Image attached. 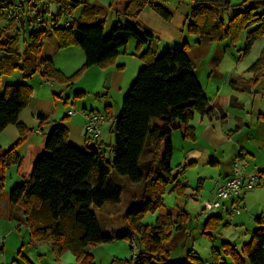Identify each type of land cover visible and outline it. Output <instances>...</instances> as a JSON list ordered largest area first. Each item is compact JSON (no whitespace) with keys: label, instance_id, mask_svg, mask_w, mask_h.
<instances>
[{"label":"trees","instance_id":"obj_1","mask_svg":"<svg viewBox=\"0 0 264 264\" xmlns=\"http://www.w3.org/2000/svg\"><path fill=\"white\" fill-rule=\"evenodd\" d=\"M12 1L0 0V22L5 20ZM52 1L56 9L50 16L49 30L43 26L28 30L25 21L21 22L25 28L22 33L10 35L9 25L0 28V134L14 125L21 142L26 140L28 130L19 122V115L30 104L32 87L27 82L35 74L40 73L47 82L72 86L92 66L102 70L114 67L121 49L130 39L136 41L137 53L153 39L150 34L143 35L117 21L105 34L103 8L82 4L80 0ZM124 2L123 15L132 22L139 20L145 7L165 22L172 18L162 5L151 0ZM80 6L83 7L81 13L74 17L75 9ZM257 6H261L262 13H257ZM230 11L232 15L227 16ZM68 17H72L69 24L62 25ZM187 21L189 34L205 36L216 43L225 39L235 43L245 31L243 52L246 54L258 39L264 38V0H244L238 5L228 0H194ZM51 36L56 37L59 49L76 46L83 52L84 64L74 75L66 77L50 59L41 58L44 41ZM21 39L26 44L23 54L17 49ZM185 45L180 49L168 48L159 55L150 48L140 54L143 67L115 118L109 160L96 142H93V150L88 149L92 143L89 140L83 149L71 144L68 131L62 125H55L47 134L44 153L35 161L29 176L8 193L9 204L23 211V222L32 241L51 246L57 255L70 252L75 264H95L90 254L93 247L114 240H128L132 244L137 236L140 248L135 257L129 262L114 258L110 264H204L192 251L185 260L169 262V252L186 232L187 215L175 206L162 204L160 196L162 185L175 180L171 168L173 132L178 131L183 140L194 141L195 132L190 122L195 114L210 119L214 112ZM263 69L264 47L260 58L251 66L257 73ZM14 72L21 74L24 83L2 86L1 79ZM38 120L43 124L47 117L40 114ZM147 144L151 157L141 163ZM16 147L0 153V188L4 170L13 165L20 167L22 163ZM111 172L132 184L143 183L141 202L128 207L124 215L129 232L121 236L115 235L112 228L110 234H102L93 212L95 207L120 202L121 190L111 182ZM257 176L264 179V170ZM149 211L156 213V220L151 225H143L141 219ZM221 219L220 215L209 216L206 229L219 225ZM255 223L250 241L242 245V254L229 243H223V252L233 258L230 264H264L262 218H256ZM130 249L133 251V247ZM210 264L228 263L221 253L212 249Z\"/></svg>","mask_w":264,"mask_h":264},{"label":"rangeland","instance_id":"obj_2","mask_svg":"<svg viewBox=\"0 0 264 264\" xmlns=\"http://www.w3.org/2000/svg\"><path fill=\"white\" fill-rule=\"evenodd\" d=\"M80 1L82 4L102 8V0ZM192 1L194 0H168L167 3H163V0H151L154 4L162 5L171 14L170 22H165L149 7H145L139 20L137 22L129 20V23L143 35L148 34L147 31L150 30L157 33L156 36L163 42L170 39L169 49H180L185 43L186 53L195 68V74L210 105L214 108L211 121H208L207 117L204 118L205 126L211 128L214 137L198 130L201 123L199 114H195L194 119L191 120V126L197 130L194 141L183 140L178 131L172 134L171 168L175 180L170 184L162 185L160 196L162 204L167 207H177L186 213L187 218L184 237L169 252L168 260L170 263L185 260L187 253L192 251L204 264H210L211 251L214 249L221 253L224 260L230 264L233 263V258L223 252L225 249L223 243H229L242 254V244L250 241L251 233L256 228V218L261 217L264 226V179H261V185L242 196L244 209L238 215L227 213L226 208L211 211L206 209V206L213 202L217 182L230 173L232 169L231 159L234 158L240 148H244L246 154H244L243 160H237L246 167V175H259V172L264 170V69L258 73L251 70L252 64L260 58L264 47V38L258 39L250 51L244 54L245 31L240 33L235 43L226 39L216 43L208 37L189 34L186 28ZM228 1L232 5H238L244 0ZM45 2H48L50 12H54L56 5L50 0H44ZM82 8L80 6L75 9V17H78ZM105 13V34H108L116 22L117 14L114 9L109 10L108 8ZM257 13H262L261 6H257ZM231 15L232 11L227 13V16ZM118 16L120 17L118 22L122 26H126L122 22L123 16ZM8 25L10 35L22 33L21 30H25L19 21L12 22L5 19L0 22V28ZM26 39L28 42L27 34ZM50 39H54L57 43L55 36ZM50 39L47 38L44 41V51H42L56 52L54 61L56 59L57 61H69L75 64L77 63V56L73 53L74 51L83 57L80 48L71 46V48L59 49L58 46L55 47L49 43ZM152 40L155 39L149 40L147 45ZM25 45L21 39L17 45L20 54H23ZM135 46L136 41L130 39L125 48L121 49L118 64L122 62L126 66L118 68L121 71L116 72L117 80L114 86H118L119 89L111 91L109 96L106 95L109 84L106 85L105 80L96 86L82 85V87L78 85L81 76L72 86L54 82L45 85L41 74H35L27 83L32 87L30 103L33 99L39 98L38 107L40 109H32L29 104L21 112L20 117L23 118L22 122L27 126V137L34 135L36 140L42 141L46 128L41 134H35V130L42 125L51 124V120L52 123L53 121L57 124H60L59 122L66 123L63 117L66 109L72 108L71 106H74L79 112L82 111V106L86 110L91 109L95 112L99 109L102 114L110 108L111 116L114 118L118 116L122 102L129 91L125 87L130 88L133 84L131 82H134V77L138 73L137 70H140L138 68L143 67L140 57L137 58L135 55L137 54ZM63 53L66 54L63 55ZM78 70L77 68L74 69V73L72 74L73 71H71L70 75H66V77L74 75ZM126 78L128 81L123 83ZM115 79L116 76L113 77V82ZM4 81L10 85L19 84L13 75L4 77L2 82ZM76 92L81 93L77 95ZM221 112L225 116L224 119L219 118ZM52 113L54 114L52 115ZM40 114L47 117L48 124L40 123L37 118ZM105 120L106 125L101 131V138L104 142L103 150L105 152L103 154L105 159L109 160L112 145L109 146L110 132L108 130L113 119L106 116ZM155 124L160 125L159 122H155ZM5 131L0 136V153L17 146L15 148L17 154H22L25 157L23 170L27 171L30 166V157L26 158V140L20 141L19 131L14 125ZM84 137L83 141H85ZM111 143L113 144L112 135ZM244 150L242 149V152ZM150 157L151 152L147 144L140 162L143 163ZM17 168L16 165H13L4 170V180L0 188V246L3 247V252L0 254V264L5 261L8 262L7 264H75V258L70 252L64 251L61 255H57L51 246L32 241L28 228L22 224L24 223L23 211L9 204L8 193L19 184L17 183L19 181L16 180ZM109 178L121 190L120 202L116 204L106 203L100 208L95 207L93 212L102 234H110L109 230L112 227L114 234L121 236L129 232L124 215L128 207L141 202L143 183L132 184L125 177L114 172L110 173ZM6 213L8 214L6 215ZM11 213L18 215H11ZM218 214L222 218L219 221L220 224L206 229L205 224L208 217ZM155 220L156 213L149 211L143 216L141 223L151 225ZM133 246H136L135 252L138 251L137 248H140L137 236L134 237L132 244L128 240H114L110 243L97 245L91 251L95 264H110V260L112 261L114 258L129 262L133 257V251L130 249Z\"/></svg>","mask_w":264,"mask_h":264},{"label":"crops","instance_id":"obj_3","mask_svg":"<svg viewBox=\"0 0 264 264\" xmlns=\"http://www.w3.org/2000/svg\"><path fill=\"white\" fill-rule=\"evenodd\" d=\"M102 1H103L102 8L105 10V12H106V9L107 8L109 10H113L114 9V11H116V14H117L116 21L117 22L119 21V18L120 17L118 15H122L123 16L122 22L125 23L126 25H130L129 20L123 15V8H124V3H125L124 0H102ZM140 33H142V32H140ZM147 33L150 34L153 37V39H155V40L154 41L152 40V42L149 45L143 46L141 48L140 52L137 53V51H136L137 54H135V55L137 56V58H139L138 56H140V54L143 53V52H145L148 48H150L151 51L154 52L157 55L161 54L163 51H165L166 49L169 48V44L168 43L170 42L169 41L170 39L168 41H166V42H163L162 39H160L159 37L156 36L157 33H154L153 31L151 32L150 30H148ZM51 37H49L48 39H50ZM49 43H51L55 47L58 46V43H56L54 41V39H50L49 40ZM68 48H71V47H68ZM65 50H67V49H65ZM135 50H136V46H135ZM43 51H44V49H43ZM43 51H42V54H41V58L42 59H50L52 61L53 65H54V67L57 70H59L65 76L66 75L67 76L70 75V72L73 71L76 68H77V70L80 69L82 67V65L84 64V61H85L84 55H82L83 57H80V55H79V53L77 51H74L73 52L77 56V63H75V64L72 63V62H69V61H64V62L63 61H60V60L57 61L56 59L54 61L53 58L56 56V52H52V51L43 52ZM63 52H66V51H63ZM64 54H66V53H63V55ZM124 55H126V53ZM119 57L120 56H118V58L116 60L115 66L114 67H111V68H108L106 70L99 69L97 66H92V67L88 68L84 72V74L82 75L81 79L78 81V85L79 86L87 85L89 87L90 86H96L102 80H105V84L106 85L109 84L108 85V88H107V93H106V95L109 96L110 93H111V91L116 90L118 88V86H114L115 85V82L117 80V73L116 72L121 71L120 69H118V67L126 66V64L125 63L122 64V62H121V64H118ZM135 69H136V66H135ZM135 69H134V73H135ZM138 69H140V67ZM137 71H139V70H137ZM71 73L73 74L74 71L71 72ZM131 73H132V68H131ZM136 75H137V73H136ZM13 76H15V80L16 81H19L18 82L19 84L20 83H24V80L22 79L20 73L14 72L13 73ZM114 76H116V79L113 82V77ZM128 77H130V75H128ZM135 77H134V79H135ZM5 78H7V77H5ZM2 79H1V85L4 86V85L7 84V82H5V81L2 82ZM126 79L123 80V83L124 82L126 83V81H128V79L127 80ZM131 83H133V82H131ZM44 84L45 85H50L49 82H47L45 80H44ZM122 87L124 88L123 84H122ZM125 89L127 90L129 88H126L125 87ZM120 90H121V88H120ZM39 101H40L39 98L33 99L31 101V103H30L31 108L32 109H35V110H39L40 109L38 107V102ZM71 107L72 108H69L68 107L66 109L65 113L67 111L72 110L73 111V115L67 116L66 114H64L63 120H66V123L65 122H59L60 123L59 125H62V126H64L67 129V131H68V140H69V142L71 144H73V145H75V146H77L79 148H86L87 147V143H86L87 140H86V137H84V126H85V123H86V116L89 115V114H91V113H95V114H98V115H100L102 117V121L100 123V137H99V139H98V141L96 143L103 150V147H104L103 144H104V142H103V139L101 138V131L104 130L105 125H106L105 124L106 123L105 117L106 116H109V117H111L113 119L112 120V123L109 126V130H108L110 132V136H109V138H110L109 144L110 145L109 146L112 145V143H111L112 130L111 129H113L114 121H115V118L117 116L115 118L111 116L112 115V111H111L110 108L109 109H106L104 111V114H102L101 113V110H99V109H98V111L95 112V111H92L91 109L90 110H86V108L84 106H82V111L79 112V111H77L75 109L74 106H71ZM53 114L54 113H52V115ZM20 117H21V114L19 115V122L26 128L27 127V126H25L26 124H24V122H22V119L23 118L21 119ZM221 117H223V118H221ZM37 118H38V116H37ZM53 118H54V116H53ZM204 118L205 117H201L200 116L201 123L198 126V130H201L202 133L203 132H206L207 134H210L212 137H214L215 135L213 136L211 128H209L208 126H205ZM219 118L220 119H224L225 118V116L223 115V112H221V115L219 116ZM51 121H50L51 124L46 125V126L45 125L44 126L42 125L41 126L42 129H41V127H39L37 130H35V134H41V133L44 132L43 129L46 128V133L44 134V139H42V141L36 140V137H33L34 135H28V137H27V139L25 141V143H26V158L27 157H30L29 158L30 166H29V169L27 171H24L23 170V165H24V162H25V157L22 156V154H18V156L22 159V163H21L20 167L17 168L18 170H17L16 180L19 181V182H17V183H19L18 185L22 184L23 181L29 176V174H30V172L32 170V167H33L35 161L44 153V144H45L46 136H47V134L51 131V129L55 125H58L56 122L53 121V123H52ZM208 121H211V120L209 119ZM43 124H48V123L46 121ZM190 125H191V122H190ZM11 126H13V125H11ZM8 127H10V126H8ZM8 127L5 130H8ZM192 128L194 129V132L197 133L196 128H194V127H192ZM5 130L3 132H6ZM3 132L1 134H3ZM10 132H12V131L10 130ZM1 134H0V136H1ZM83 137H84L85 141H83ZM242 149L244 150V148H240V150L235 154L234 158L231 159V168H232V163L236 159H238L240 161L244 159V154H246V153H245V150H244V152H242ZM245 170H246V167H245ZM231 175H232V169L230 170V173L229 174H227L223 179H221L219 182H217V187H216L215 193H217L218 184L221 181H223L225 178L230 177ZM215 196H216V194H215ZM7 214L8 213H6V215ZM13 214L14 215H18L16 213H11V215H13ZM19 218H20V215H19ZM20 220L22 221V218H20ZM22 224H24V223H22ZM111 231L114 232V229L112 228ZM244 244H246V243H243L242 245H244ZM2 252H3V247L0 246V253H2ZM90 254L93 256L91 250H90ZM0 257H1V255H0ZM110 262H111V260H110ZM7 263L8 262L5 261L4 263H1V264H7Z\"/></svg>","mask_w":264,"mask_h":264},{"label":"built area","instance_id":"obj_4","mask_svg":"<svg viewBox=\"0 0 264 264\" xmlns=\"http://www.w3.org/2000/svg\"><path fill=\"white\" fill-rule=\"evenodd\" d=\"M52 13L54 12H50L48 2L44 3V0H13L10 8L5 13V19L19 21L20 23L25 21V23H28L29 29L36 30L43 26L49 30L51 28L50 16ZM71 18H66L61 24L67 26ZM65 114L67 116L73 115V111H67ZM101 121L102 117L98 114L91 113L86 116L84 133L87 140L91 142L98 141ZM261 184L262 181L257 175H246L245 166L241 165L236 159L232 163V175L218 184L216 196L213 202L206 206V209L212 211L226 208L227 213L238 215L244 209L242 196ZM133 257H135L134 246Z\"/></svg>","mask_w":264,"mask_h":264},{"label":"water","instance_id":"obj_5","mask_svg":"<svg viewBox=\"0 0 264 264\" xmlns=\"http://www.w3.org/2000/svg\"><path fill=\"white\" fill-rule=\"evenodd\" d=\"M94 148H95V145H94V143L92 142V143L89 145L88 149L93 150Z\"/></svg>","mask_w":264,"mask_h":264}]
</instances>
